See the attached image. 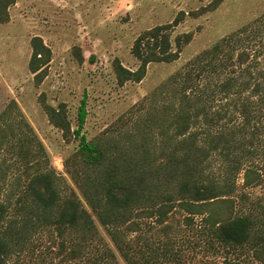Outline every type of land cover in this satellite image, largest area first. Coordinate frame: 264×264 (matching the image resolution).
<instances>
[{"label":"trees","instance_id":"16d2710c","mask_svg":"<svg viewBox=\"0 0 264 264\" xmlns=\"http://www.w3.org/2000/svg\"><path fill=\"white\" fill-rule=\"evenodd\" d=\"M15 1L0 0V23L8 20ZM221 1L211 0L188 14L212 11ZM185 15L180 11L172 22L138 35L132 46L138 67L113 63L120 85L140 81L151 62L180 57L193 33L174 38L171 33ZM260 36L259 29L242 27L192 56L156 88L155 93H167L172 100L136 123L135 144L121 145L110 139L115 135L87 139L82 131L85 98L72 129L64 104H44L49 121L78 141L73 162L65 165L84 203L45 163V148L26 120L20 116L9 133L0 126V152L4 146L15 154L26 176L14 215L9 214V197L0 201V264L41 230L60 238L55 242L64 264H121L115 249L127 264H183L184 247L199 242L174 234L175 211L185 213L184 224L204 237L206 250L250 246L253 258L264 264V214L238 212L235 195L239 175L243 186L264 182V139L258 124L264 115V67L247 49ZM31 46L29 69L39 83L50 49L40 37H33ZM93 215L115 249L102 237ZM242 259L235 253L223 264H247Z\"/></svg>","mask_w":264,"mask_h":264},{"label":"rangeland","instance_id":"374dc122","mask_svg":"<svg viewBox=\"0 0 264 264\" xmlns=\"http://www.w3.org/2000/svg\"><path fill=\"white\" fill-rule=\"evenodd\" d=\"M210 1L16 0L9 7L8 20L0 23V126L9 133V127H16L21 117L26 120L45 148V163L55 170L61 185L73 189L84 203L65 165L73 162L78 141L71 135L66 137L49 121L44 104L54 107L64 104L72 129L77 125L79 104L85 98L87 115L82 131L87 139L115 135L110 139H118L121 145H129L130 141L135 144L139 139L136 123L155 107L172 100L167 93H155L156 88L197 52L222 36L242 27L259 29L261 38L247 49L264 67V0H222L212 11L196 17L188 14L191 10H201ZM180 11L186 15L173 27L171 38L183 32L193 33L180 57L172 62H151L140 81L129 80L120 85L113 63L117 60L131 70L136 69L139 60L133 55L132 46L138 35L156 25L172 22ZM33 37H40L50 49L46 74L39 83L29 69ZM259 123V136L264 139V115ZM25 181L22 164L3 146L0 201L9 197L10 215H14L19 188ZM237 185L238 212L263 215L264 182L243 186L239 175ZM184 215L182 211L173 214L174 234L199 245L184 247L183 264H223L226 256L234 258L235 253L247 264H260L253 258L250 246L206 250L204 237L184 224ZM93 218L104 240L114 248L106 228L96 215ZM53 236L47 230L33 233L23 250L11 252L5 264H64L55 242L60 238ZM115 252L118 261L127 264L116 249Z\"/></svg>","mask_w":264,"mask_h":264}]
</instances>
